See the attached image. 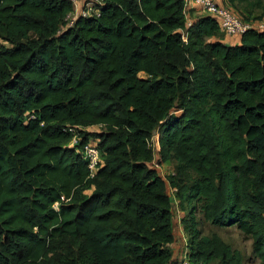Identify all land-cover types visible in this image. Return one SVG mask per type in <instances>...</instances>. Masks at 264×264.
I'll list each match as a JSON object with an SVG mask.
<instances>
[{
  "label": "trees",
  "instance_id": "16d2710c",
  "mask_svg": "<svg viewBox=\"0 0 264 264\" xmlns=\"http://www.w3.org/2000/svg\"><path fill=\"white\" fill-rule=\"evenodd\" d=\"M217 3L264 16V0ZM72 11L0 0V264H173L177 224L190 264H244L201 219L264 264V31L228 45L183 0H102L69 27ZM93 126L74 147L97 142L89 178L67 128Z\"/></svg>",
  "mask_w": 264,
  "mask_h": 264
},
{
  "label": "built area",
  "instance_id": "2783aa9c",
  "mask_svg": "<svg viewBox=\"0 0 264 264\" xmlns=\"http://www.w3.org/2000/svg\"><path fill=\"white\" fill-rule=\"evenodd\" d=\"M101 3L102 0H83L84 6L93 8V14L97 12V6H100ZM192 11L217 19L220 30L226 37H239L246 31L252 29L264 31L263 23L254 24L241 21L229 8L219 5L217 0H183V14L187 25H190L192 22L190 17ZM80 15L86 16L84 13H81ZM75 19L76 18L74 17L69 21L67 16V26H72ZM87 129L88 128H67V132L71 135L69 141L70 148H74L81 141L77 130L88 131ZM75 151L79 153L82 159L86 162L89 178H93L99 168L103 165V160L100 151L97 148L96 140H88L81 146V148L75 149ZM61 199H63V197ZM53 207L56 209L57 203H55ZM173 264H190L186 249Z\"/></svg>",
  "mask_w": 264,
  "mask_h": 264
},
{
  "label": "rangeland",
  "instance_id": "374dc122",
  "mask_svg": "<svg viewBox=\"0 0 264 264\" xmlns=\"http://www.w3.org/2000/svg\"><path fill=\"white\" fill-rule=\"evenodd\" d=\"M73 2V11L68 15L69 21L72 18H77L81 13H84L85 15H90L93 14V8L87 7L83 5V0H71ZM192 13H196L192 11ZM261 11H256L255 16H259ZM201 16V14H199ZM197 16V15H196ZM257 22H263L264 24V16L263 19L261 20H256ZM258 24V23H255ZM99 127L93 126L88 128V131L91 132H97L99 131ZM155 157L157 158V155L155 153ZM153 167L156 169L158 174L163 178L167 179L168 176L173 174V163H164V164H159L158 160L153 163ZM175 193L173 191H170V196L172 199V202L174 204L173 209L175 213V218H182V213L178 211L177 205L178 202L175 198ZM200 218V216H198ZM201 219V218H200ZM200 233L202 236H211L213 234L219 236L226 244H228L233 250H237L241 253L243 262L244 264H259L258 259L252 254V241L247 238L244 234H242L236 226L230 227V228H215L211 226L210 224L204 222L201 219L200 222ZM175 240L177 241L178 244H180V248L183 247V250H185V242L186 238L181 229V225L177 224L174 227V233H173ZM210 264H218V262H213Z\"/></svg>",
  "mask_w": 264,
  "mask_h": 264
},
{
  "label": "crops",
  "instance_id": "0c3cea01",
  "mask_svg": "<svg viewBox=\"0 0 264 264\" xmlns=\"http://www.w3.org/2000/svg\"><path fill=\"white\" fill-rule=\"evenodd\" d=\"M197 15V16H196ZM200 15L198 14V13H192L191 12V17L193 18V19H195V18H197V17H199ZM222 41L224 42V43H226V44H228V45H236L237 43H238V39H236V38H229V37H224L223 39H222ZM174 245H176V247H180V244H178L177 243V241L175 240L174 241Z\"/></svg>",
  "mask_w": 264,
  "mask_h": 264
}]
</instances>
